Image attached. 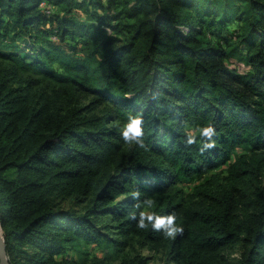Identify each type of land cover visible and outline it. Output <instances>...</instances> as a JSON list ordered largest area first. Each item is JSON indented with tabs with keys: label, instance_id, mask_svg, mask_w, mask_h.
<instances>
[{
	"label": "trees",
	"instance_id": "16d2710c",
	"mask_svg": "<svg viewBox=\"0 0 264 264\" xmlns=\"http://www.w3.org/2000/svg\"><path fill=\"white\" fill-rule=\"evenodd\" d=\"M130 113L144 117L148 151L120 140ZM183 121L213 123L216 147H185ZM263 175L264 0H0L11 264H150L119 257L135 243L161 264H264ZM137 189L155 201L144 211L175 213L183 233L137 228ZM71 198L81 210L61 205ZM80 242L105 256L69 255Z\"/></svg>",
	"mask_w": 264,
	"mask_h": 264
},
{
	"label": "clouds",
	"instance_id": "9594fccd",
	"mask_svg": "<svg viewBox=\"0 0 264 264\" xmlns=\"http://www.w3.org/2000/svg\"><path fill=\"white\" fill-rule=\"evenodd\" d=\"M183 133V144L185 147L196 146L203 154L216 147L217 128L213 123L199 124L183 121L179 129ZM119 137L123 144L129 148L149 150L146 143L145 121L141 114H129L127 119L119 128ZM119 181V178L116 177ZM131 199L135 201L134 207L139 209L138 214L133 216L137 220V228H151L152 231L160 232L165 238L174 239L184 231L178 222L175 213L160 215L155 211L146 212L144 209H152L155 203L153 198L146 197L141 200V192L137 189L131 193Z\"/></svg>",
	"mask_w": 264,
	"mask_h": 264
},
{
	"label": "rangeland",
	"instance_id": "374dc122",
	"mask_svg": "<svg viewBox=\"0 0 264 264\" xmlns=\"http://www.w3.org/2000/svg\"><path fill=\"white\" fill-rule=\"evenodd\" d=\"M125 0H118V2H123ZM44 3V1L42 2ZM51 7V6H50ZM53 7H51L50 9H52ZM116 9V7H115ZM54 10V9H53ZM115 11V10H114ZM121 21L123 22V24L125 23H129V20H127L126 18H121ZM50 39H55L54 36L50 37ZM80 42H82V40H79ZM71 42V45H76L78 46V44L80 42ZM70 42V41H68ZM79 47V46H78ZM84 45L82 44L79 48L80 50H82L81 48H83ZM226 63L230 68H234L236 70H240L242 72L248 71L249 66L246 65V63L236 57H229L226 59ZM88 100H86L85 103H87ZM243 151V149L241 147H238L236 152L237 153H241ZM226 169L225 166L221 167ZM199 181H201V179H196L194 182H190V183H185V188L186 190H191V188H193V186L195 185V183H198ZM263 181H264V175H263ZM73 198L64 201L61 205L63 207H71V206H75L78 209H82V206H78L77 204L75 205V203L73 202ZM111 233V232H110ZM113 235V234H112ZM113 237H115L113 235ZM105 246L97 244V243H85V242H80V244L78 245L77 248H75L74 250L69 251V255H71L72 257H77L79 259H85V258H91V257H104L106 253V250L104 249ZM104 249V250H103ZM115 249V247H114ZM242 250V246L241 243L238 244L235 248H233L232 250V257L234 258H239L240 257V253ZM105 251V252H104ZM120 256L119 257H128V256H133L136 254H141L144 256H148L149 257V262L150 264H161L162 262H164V256L162 253H158L152 249H150L149 247H140L138 244L135 243V246H126L121 248L120 252H119ZM120 259V258H119ZM115 262L119 263L120 260L118 261V259L114 260Z\"/></svg>",
	"mask_w": 264,
	"mask_h": 264
},
{
	"label": "water",
	"instance_id": "95a60500",
	"mask_svg": "<svg viewBox=\"0 0 264 264\" xmlns=\"http://www.w3.org/2000/svg\"><path fill=\"white\" fill-rule=\"evenodd\" d=\"M0 264H11L5 241L4 225L0 219Z\"/></svg>",
	"mask_w": 264,
	"mask_h": 264
},
{
	"label": "built area",
	"instance_id": "2783aa9c",
	"mask_svg": "<svg viewBox=\"0 0 264 264\" xmlns=\"http://www.w3.org/2000/svg\"><path fill=\"white\" fill-rule=\"evenodd\" d=\"M41 6L45 7V6H47V3L46 2H44V3L41 2Z\"/></svg>",
	"mask_w": 264,
	"mask_h": 264
}]
</instances>
